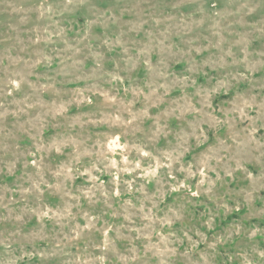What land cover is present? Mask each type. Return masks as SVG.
I'll return each instance as SVG.
<instances>
[{
    "label": "rangeland",
    "instance_id": "obj_1",
    "mask_svg": "<svg viewBox=\"0 0 264 264\" xmlns=\"http://www.w3.org/2000/svg\"><path fill=\"white\" fill-rule=\"evenodd\" d=\"M0 264H264V0H0Z\"/></svg>",
    "mask_w": 264,
    "mask_h": 264
}]
</instances>
